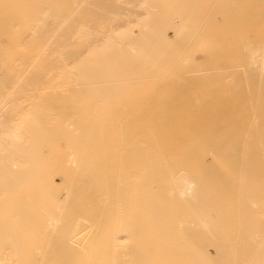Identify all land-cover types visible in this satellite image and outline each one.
I'll return each instance as SVG.
<instances>
[{"label": "bare ground", "instance_id": "6f19581e", "mask_svg": "<svg viewBox=\"0 0 264 264\" xmlns=\"http://www.w3.org/2000/svg\"><path fill=\"white\" fill-rule=\"evenodd\" d=\"M0 264H264V0H0Z\"/></svg>", "mask_w": 264, "mask_h": 264}]
</instances>
